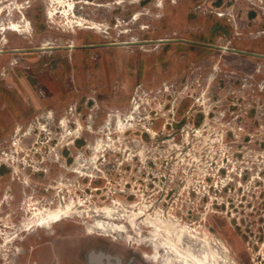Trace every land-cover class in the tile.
<instances>
[{"label": "rangeland", "instance_id": "1", "mask_svg": "<svg viewBox=\"0 0 264 264\" xmlns=\"http://www.w3.org/2000/svg\"><path fill=\"white\" fill-rule=\"evenodd\" d=\"M0 8V264H264V0Z\"/></svg>", "mask_w": 264, "mask_h": 264}, {"label": "water", "instance_id": "2", "mask_svg": "<svg viewBox=\"0 0 264 264\" xmlns=\"http://www.w3.org/2000/svg\"><path fill=\"white\" fill-rule=\"evenodd\" d=\"M176 41L191 42V43H197V44L206 45V46H212V47H216V48H222V47L217 46V45H212V44H208V43H201V42H194V41L186 40V39H182V38H179V39H159L156 42L169 43V42H176ZM36 49H41V48H36ZM231 50L236 51V52H240V53H245V54H249V55H253V56H258V57H263L264 58V54H261V53L248 52V51L236 50V49H231Z\"/></svg>", "mask_w": 264, "mask_h": 264}, {"label": "bare ground", "instance_id": "3", "mask_svg": "<svg viewBox=\"0 0 264 264\" xmlns=\"http://www.w3.org/2000/svg\"><path fill=\"white\" fill-rule=\"evenodd\" d=\"M3 11V9H1L0 8V12H2ZM9 29H12V30H16V31H20V29H19V27L17 26V24L16 23H13L12 25H10V27H9ZM166 39H169V38H166ZM49 47V45H44V47L43 48H48ZM256 53V52H255ZM223 248H224V252L226 253V254H228V249H226L224 246H222ZM213 252V251H212ZM215 254V253H214ZM187 255H188V253H187ZM191 255V254H190ZM212 255V254H211ZM189 256V255H188ZM229 257V256H228ZM227 257V258H228ZM219 258V257H218ZM215 259V258H214ZM229 259V258H228ZM194 260V259H193ZM218 260V259H217ZM232 261H230V264H236V262L234 261V259H231ZM185 261V260H184ZM212 262H214V260H211ZM186 264H192L191 262H186ZM213 264H218V262H214Z\"/></svg>", "mask_w": 264, "mask_h": 264}]
</instances>
